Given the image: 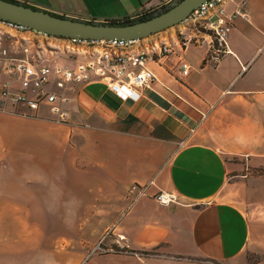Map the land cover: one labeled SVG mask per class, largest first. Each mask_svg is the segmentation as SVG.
Returning a JSON list of instances; mask_svg holds the SVG:
<instances>
[{
    "label": "crops",
    "instance_id": "1",
    "mask_svg": "<svg viewBox=\"0 0 264 264\" xmlns=\"http://www.w3.org/2000/svg\"><path fill=\"white\" fill-rule=\"evenodd\" d=\"M76 1L57 15L108 22L172 0H130L106 15ZM246 1L217 67L205 62V42L182 52L188 76L180 54L150 64L156 81L137 102L94 80L79 86L66 122L46 108L0 110V264H264V175L250 171L264 170V0ZM174 32L155 36L176 40ZM133 185H149L148 195ZM160 191L179 202L159 204ZM50 217L63 218L58 232H101L108 251L96 241L60 240L51 250L32 240ZM77 217L87 219L72 224Z\"/></svg>",
    "mask_w": 264,
    "mask_h": 264
},
{
    "label": "built area",
    "instance_id": "2",
    "mask_svg": "<svg viewBox=\"0 0 264 264\" xmlns=\"http://www.w3.org/2000/svg\"><path fill=\"white\" fill-rule=\"evenodd\" d=\"M233 0H208L194 10L172 37L140 40H88L59 38L23 25L0 20V110L26 108L35 115L46 108L59 123L70 118L69 104L79 86L103 81L123 101L137 102L156 76L149 67L180 54V73L188 76L190 64L182 52L192 45H210L206 64L217 67L230 52L229 36L239 18L247 17V1L234 11ZM179 51V53H178ZM147 196L149 185H133ZM153 198L163 206L178 203L176 194L160 191Z\"/></svg>",
    "mask_w": 264,
    "mask_h": 264
},
{
    "label": "water",
    "instance_id": "3",
    "mask_svg": "<svg viewBox=\"0 0 264 264\" xmlns=\"http://www.w3.org/2000/svg\"><path fill=\"white\" fill-rule=\"evenodd\" d=\"M208 0H173L145 20L129 24L87 21L54 15L17 0H0V20L59 38L140 40L180 25Z\"/></svg>",
    "mask_w": 264,
    "mask_h": 264
},
{
    "label": "rangeland",
    "instance_id": "4",
    "mask_svg": "<svg viewBox=\"0 0 264 264\" xmlns=\"http://www.w3.org/2000/svg\"><path fill=\"white\" fill-rule=\"evenodd\" d=\"M34 3L35 2H39L48 6H51L53 9V13H56V10L59 8L58 5H60L61 3H65V6L68 5L69 0H32ZM133 2H135V0H131ZM130 0H122L123 3L126 4L125 7L122 6V3H118L117 1L115 2H107L106 0H77L75 2L74 7L76 6L77 9H86V11H91L93 9H96V12H98L101 15H106L109 12L115 11V10H123V9H127V6L129 8L130 4H131ZM173 1V0H172ZM171 1V2H172ZM71 2H74V0H71ZM32 5V4H30ZM56 7V8H54ZM87 7L89 9H87ZM60 9V8H59ZM51 12V11H50ZM156 13V10H153L150 13V15H153V13ZM57 14V13H56ZM92 20L90 21H97V20H93V18H91ZM182 28V24L171 28L169 30V33L167 34H171V33H175L174 31L180 30ZM175 29V30H174ZM164 31V32H166ZM159 34V33H158ZM155 34V35H158ZM155 35L148 37L149 39L152 38H161V37H156ZM164 37H169V36H164ZM147 38V39H148ZM252 172V174L255 176H261L264 175V172L262 171H254V170H250ZM235 176V175H233ZM239 177V176H238ZM238 177H233L232 180L237 179ZM42 218H35V221L40 220L41 221ZM61 219L63 218H45V233L40 234V236L38 234H34L32 237V240L38 241L42 240L45 243V247L48 249V247H50L51 249V243L57 242V241H77L78 243H85V240H89V242H93L96 241V244L99 243L97 250L98 251H108L109 248H106V246L104 244H102V242L104 241L103 239V234L101 232H97V233H93L90 235H86L85 233H65V232H58L57 231V227H61ZM71 218L66 217L65 220H70ZM87 218L84 217H77V218H72V220H74L72 222V224H81L84 223V220H86ZM106 237V236H105ZM52 250V249H51ZM116 250V249H115ZM113 250V251H115ZM144 255H147L148 253L143 252ZM53 255V252H49L48 250L45 252V256H50ZM149 255H155V253H149ZM63 260V259H61Z\"/></svg>",
    "mask_w": 264,
    "mask_h": 264
},
{
    "label": "trees",
    "instance_id": "5",
    "mask_svg": "<svg viewBox=\"0 0 264 264\" xmlns=\"http://www.w3.org/2000/svg\"><path fill=\"white\" fill-rule=\"evenodd\" d=\"M166 6H163L162 8H165ZM52 14H54V13H52ZM54 15H57V14H54ZM151 16L152 15H150L149 11L147 12V11L143 10L140 14H138L136 16L127 17V18H124V19H121V20H112V21H108V22L109 23L129 24V23L138 22V21H142V20L148 19ZM262 172H264V170H262ZM117 250H119V251H127V252H134V251H129L127 249L126 250L117 249ZM251 261H257V260H255L253 258V259H251Z\"/></svg>",
    "mask_w": 264,
    "mask_h": 264
}]
</instances>
